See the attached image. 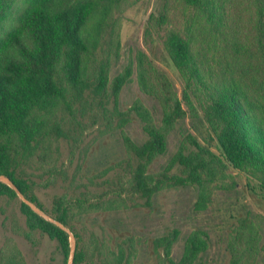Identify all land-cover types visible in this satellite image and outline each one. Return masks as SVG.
<instances>
[{
	"label": "trees",
	"instance_id": "16d2710c",
	"mask_svg": "<svg viewBox=\"0 0 264 264\" xmlns=\"http://www.w3.org/2000/svg\"><path fill=\"white\" fill-rule=\"evenodd\" d=\"M127 1L31 0L0 36V176L9 178L45 213L32 191L29 171L63 174L50 161L53 145L65 140L75 148L82 143L88 119H98L110 102L116 104L131 76L128 66L109 79L111 57H116L119 47L113 14ZM182 1L191 12L183 27L166 26V11L156 25L163 31V50L184 81L182 100L194 118H199L197 105L202 110L197 120L205 127L209 144L191 132L184 134L169 166L157 176L147 174L153 161L165 153L167 134L185 118L186 111L167 77L156 73V78L151 65L138 55L143 86L147 88L152 78L162 93L163 106L157 125L147 121L146 109L133 105L138 119L145 120L146 139L137 144L127 135L122 137L131 155L125 162L130 191L146 207L166 186H193L200 203L210 202L207 189L230 168L264 192V0ZM54 150L58 151L57 146ZM174 169L178 171L172 173ZM16 196L0 182V198ZM71 201L65 196L53 198L49 213L66 227ZM20 210L29 229L56 241L66 261L69 235L22 201ZM243 222L239 221L241 227ZM238 233L240 241L242 232ZM174 237L176 232L162 241L170 244ZM205 249L199 234H191L183 262L192 264ZM231 249L229 264H241L246 248ZM83 260L84 253L75 250L73 264ZM0 264L23 261L9 251L2 254Z\"/></svg>",
	"mask_w": 264,
	"mask_h": 264
},
{
	"label": "rangeland",
	"instance_id": "374dc122",
	"mask_svg": "<svg viewBox=\"0 0 264 264\" xmlns=\"http://www.w3.org/2000/svg\"><path fill=\"white\" fill-rule=\"evenodd\" d=\"M30 3L31 0L0 2V10H5L0 15V36ZM116 11L113 16L119 47L116 57H111L109 79L128 66L131 76L116 104L110 102L108 111L98 119H88L82 143L75 148L65 140L53 145L50 161L63 169V174H43L46 169L29 171L33 193L50 217L53 198L65 196L72 200L67 228L76 250L84 253L82 264H185L186 240L193 233L205 241L206 249L192 264H229L231 246L237 250L246 248L241 264H264V192L238 171L230 168L224 178L212 183L207 189L210 202L200 203L199 191L193 186L163 187L154 195L150 207L131 193L125 163L131 155L122 137L127 135L137 144L146 139L142 129L145 120L138 119L133 105L146 109L147 121L157 125L163 107L157 83L150 78L149 87L143 86L138 55L151 65L156 78V73L167 77L186 111L185 118L167 134L165 153L153 161L147 174L157 176L169 166L184 134L191 132L204 144L209 141L205 127L197 120L203 116L197 102L194 104L199 118H194L182 100L184 81L167 58L163 31L156 25L158 16L166 11V26L183 27L190 20L189 9L182 0H130ZM56 146L58 151L54 150ZM49 167L52 165L46 168ZM78 199L86 201L77 203ZM20 202L18 196L0 198V258L14 251L23 264H67L56 241L29 229ZM239 231L242 235L237 241ZM174 232L176 237L170 244L162 241Z\"/></svg>",
	"mask_w": 264,
	"mask_h": 264
},
{
	"label": "water",
	"instance_id": "95a60500",
	"mask_svg": "<svg viewBox=\"0 0 264 264\" xmlns=\"http://www.w3.org/2000/svg\"><path fill=\"white\" fill-rule=\"evenodd\" d=\"M0 182L6 184L7 186H9L16 193V195L19 197V199L24 204H26L34 213H36L37 215H39L40 217H42L46 221H49V222L53 223L54 225H56L57 227H59L60 229H62L64 232H66L69 235L70 250H69V256H68L67 264H73L76 247H75V242H74L73 235L71 234L70 230L66 226H64L62 223H60L59 221H57V220L53 219L52 217H50L47 213H45L43 210L38 208L34 203L30 202L19 191V189L14 185V183L9 178H7L5 176H0Z\"/></svg>",
	"mask_w": 264,
	"mask_h": 264
}]
</instances>
